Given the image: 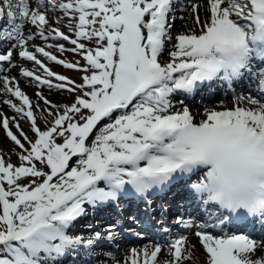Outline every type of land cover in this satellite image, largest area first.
<instances>
[{
  "label": "snow or ice",
  "instance_id": "1",
  "mask_svg": "<svg viewBox=\"0 0 264 264\" xmlns=\"http://www.w3.org/2000/svg\"><path fill=\"white\" fill-rule=\"evenodd\" d=\"M190 7L195 27L175 36L165 61L181 0H0V46H7L0 92L19 102L3 100L15 115L0 112V127L20 150L18 166L0 154V264H63L68 256L82 264H191L195 245L186 235L173 237L165 205L150 223L148 197L181 180L210 222L177 216L172 224L195 229L205 264H264V0H206L205 18L201 5ZM37 38L46 47L32 51ZM46 48L70 51L85 64ZM14 52L35 66L21 67L20 76L73 93L74 102L53 104L38 91L45 107L33 104L15 77L3 75V65L16 66ZM45 60L84 73L83 82L51 71ZM246 81L249 94L237 93L235 85ZM212 82L231 93L233 107L194 112L186 100ZM123 198L143 205L164 245L129 249L122 260L104 250L128 236L143 238L135 226L145 221L136 215L75 231L89 207L119 210ZM165 247L170 259L161 262Z\"/></svg>",
  "mask_w": 264,
  "mask_h": 264
},
{
  "label": "bare ground",
  "instance_id": "2",
  "mask_svg": "<svg viewBox=\"0 0 264 264\" xmlns=\"http://www.w3.org/2000/svg\"><path fill=\"white\" fill-rule=\"evenodd\" d=\"M195 2H196V4H198V5H201V7L199 8V14H200V16H201V18H205L206 17V13H205V11H204V5H205V2H206V0H198V1H196V0H194ZM187 10V9H186ZM183 17H184V19L182 20H179V21H177L178 23L176 24L177 26V28H178V30H180V29H185L186 28V25H194V23H193V19H192V13H191V11H190V15H187V16H184L183 15ZM51 18L52 19H55V17H53V16H51ZM66 21V20H65ZM67 23V22H66ZM26 31V33H27V31H28V29H26L25 30ZM31 31L33 32V33H35V29L33 28V29H31ZM34 43H38V44H44V42L43 41H41V39H39V38H37V39H35L34 41H32L30 44L31 45H33ZM24 63H26L27 64V66H30L29 64H30V62H24ZM19 83H20V85L22 86V89L26 92V93H29L30 95H31V98L34 100V104H39L40 105V107L41 108H44L43 107V103L42 102H40V100L38 101L37 100V96H36V89H38L32 82L30 83L29 82V79H26V78H24V77H21V79L19 80ZM3 86H2V82L0 81V88H2ZM41 94L42 95H44V96H49L50 97V99H51V101L53 102V103H55V104H57V105H61V106H63L64 104H66V102H68L69 101V97L67 96V94L66 93H64V92H62V91H57V90H55V89H53V90H49L47 87H42V92H41ZM4 99H8V97L7 96H3V93L2 92H0V112H3L4 114H9L10 115V117H12V116H14V114H12V113H10L8 110H7V107H6V105H4L3 104V100ZM210 104V103H209ZM213 105V104H212ZM38 120V124H40V127L42 128V126H41V124L43 125H45V123L44 122H39V118L37 119ZM23 129L27 132L28 131V133H29V135H30V137H34V134L31 132V130L26 126V124L24 123V125H23ZM5 152V151H4ZM12 154V153H11ZM194 230H192V232H191V235H190V240H189V242H190V244L191 245H195V255H194V258H193V261L191 262V264H205V256H206V253L204 252V250H203V248H202V246L200 245V243H199V240H198V238L194 235ZM145 245H142V246H140V247H138L137 249H139V248H142V247H144ZM127 255V254H126ZM125 255V256H126ZM124 256V257H125ZM123 257V258H124ZM122 258V259H123ZM121 259V260H122ZM158 259L162 262L164 259H170V257H168V255H167V248L165 247L164 248V250L159 254V256H158Z\"/></svg>",
  "mask_w": 264,
  "mask_h": 264
},
{
  "label": "rangeland",
  "instance_id": "3",
  "mask_svg": "<svg viewBox=\"0 0 264 264\" xmlns=\"http://www.w3.org/2000/svg\"><path fill=\"white\" fill-rule=\"evenodd\" d=\"M196 1H198V0H196ZM191 4H193V3H189L187 5L188 6L187 7V10H179L178 12H181V13H184V14H187V15H190L189 14L190 12L188 13V11H189V9H191V7H190ZM177 21H179V19H176L175 20V24H174V26L172 27V30H171V33H173L174 35H176L177 33L181 32V31H187V29H191V28H194L195 27V25H186V28L185 29L182 28V29L178 30V28L176 27L177 26L176 24L178 23ZM66 22H67V20L64 21L65 24H66ZM64 28H66V27H64ZM56 42L57 43H63L61 41H56ZM63 44H64V46H67L66 43H63ZM165 54H167V52H165ZM67 59H71V60L76 59V55L74 53H72V52L69 51V52H67ZM163 59L164 60H167L168 59V56H167V58H163ZM31 65L33 66V63ZM62 70L64 71V73L71 75V77L75 81V83H78V82H81L82 81L81 77L83 76L84 73L79 72V71H71V70H68V69H62ZM62 92H64V90ZM66 92L67 91H65L64 93H66ZM66 94L69 97V101L66 102V104H64V105H70L75 100V94L68 93V92ZM46 97H47V99L49 98V100H51L49 96H46ZM40 102L43 103V101H40ZM201 104L203 105V103H201ZM43 107H45L44 104H43ZM36 115L39 118V122L42 121V122L45 123L44 119L41 118V113L40 112H37ZM24 123L25 122L22 119V121L20 122L21 128H23ZM38 125L40 126V124H38ZM41 126H42V129L45 127L44 124L43 125L41 124ZM1 128L2 127H0V154H3L4 155V158L6 160H8L9 157H10L11 163L13 165H17L18 166L20 162H19L18 157H17V155L15 153L16 152H19L20 150L18 149V147L12 141H10L9 139L6 138L5 134L2 132V129L3 128L2 129ZM12 130L15 133V128H13Z\"/></svg>",
  "mask_w": 264,
  "mask_h": 264
}]
</instances>
